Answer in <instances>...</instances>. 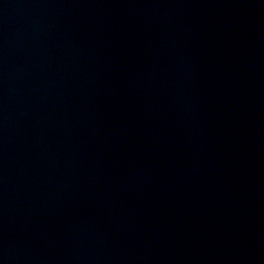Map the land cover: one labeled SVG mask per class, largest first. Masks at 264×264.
Masks as SVG:
<instances>
[{"label":"water","instance_id":"water-1","mask_svg":"<svg viewBox=\"0 0 264 264\" xmlns=\"http://www.w3.org/2000/svg\"><path fill=\"white\" fill-rule=\"evenodd\" d=\"M0 264H264V0H0Z\"/></svg>","mask_w":264,"mask_h":264}]
</instances>
